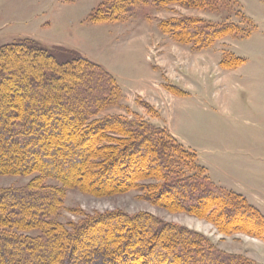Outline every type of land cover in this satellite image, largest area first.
Instances as JSON below:
<instances>
[{
	"label": "rangeland",
	"instance_id": "374dc122",
	"mask_svg": "<svg viewBox=\"0 0 264 264\" xmlns=\"http://www.w3.org/2000/svg\"><path fill=\"white\" fill-rule=\"evenodd\" d=\"M216 27L218 33L210 32ZM24 39L53 49L59 61L78 54L116 79L121 99L91 121L122 117L164 128L194 153L202 175L264 216V0H0V46ZM130 167L131 176L140 172ZM74 171L63 173L71 181L51 176L38 183L60 190L48 220L68 232L94 221L93 237L77 243L79 256L123 213L192 230L223 253L264 264L262 234L226 231L206 216L156 200L166 179L138 173L128 186L98 192L78 182ZM39 174L1 173L0 198L27 188ZM9 234L33 238L42 231L14 227Z\"/></svg>",
	"mask_w": 264,
	"mask_h": 264
},
{
	"label": "trees",
	"instance_id": "16d2710c",
	"mask_svg": "<svg viewBox=\"0 0 264 264\" xmlns=\"http://www.w3.org/2000/svg\"><path fill=\"white\" fill-rule=\"evenodd\" d=\"M53 51L32 39L0 46V174L40 173L27 188L0 198V264H250L218 250L202 234L158 223L150 215L123 213L102 226L106 236L79 256L77 243L87 234L93 237L94 221L68 232L48 220L60 190L39 187L38 180L71 181L66 175L75 170L78 182L100 192L128 186L138 173L147 172L168 180L156 200L206 216L226 231L242 228L264 236V216L202 175L194 153L164 128L122 117L91 121L100 110L118 104L119 84L86 58L71 52L59 61ZM84 142L88 146L81 150ZM95 157L101 160L92 162ZM125 164L139 166L140 172L131 176L130 166L122 169ZM14 227L37 228L42 234H9Z\"/></svg>",
	"mask_w": 264,
	"mask_h": 264
},
{
	"label": "crops",
	"instance_id": "0c3cea01",
	"mask_svg": "<svg viewBox=\"0 0 264 264\" xmlns=\"http://www.w3.org/2000/svg\"><path fill=\"white\" fill-rule=\"evenodd\" d=\"M155 90H158V88H156V86H155V88H154Z\"/></svg>",
	"mask_w": 264,
	"mask_h": 264
}]
</instances>
